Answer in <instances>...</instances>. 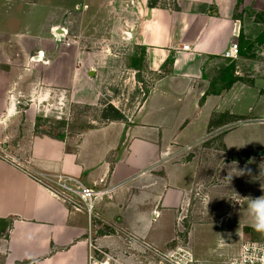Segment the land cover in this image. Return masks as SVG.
I'll return each instance as SVG.
<instances>
[{
  "label": "crops",
  "instance_id": "0c3cea01",
  "mask_svg": "<svg viewBox=\"0 0 264 264\" xmlns=\"http://www.w3.org/2000/svg\"><path fill=\"white\" fill-rule=\"evenodd\" d=\"M114 42L155 77L144 101L121 118L99 109L83 130H42L40 117L116 94ZM201 143L233 163L264 159V0H0V146L17 161L0 158V264H90L97 224L121 228L110 248L127 250V235L164 248L185 216L195 252L196 228L218 229L196 255L221 262L252 228L231 198L264 190L230 192L221 158L200 164ZM32 173L106 192L91 214L74 211Z\"/></svg>",
  "mask_w": 264,
  "mask_h": 264
},
{
  "label": "rangeland",
  "instance_id": "374dc122",
  "mask_svg": "<svg viewBox=\"0 0 264 264\" xmlns=\"http://www.w3.org/2000/svg\"><path fill=\"white\" fill-rule=\"evenodd\" d=\"M72 21L73 23L71 25H75L76 21L71 18L70 23ZM63 38L64 36H55L56 41H63ZM68 41L69 39L67 40V42ZM70 42H72V40H70ZM113 47L114 56L117 59V62L116 68L112 76L113 79L111 80V84L109 87H111V90H115L116 94L112 95L104 91L102 104L90 105L86 103H73L65 107V114L58 115L57 113H54L49 114L48 116L40 117L38 122L40 125H42V130L55 135H61L68 131L83 130L89 127L90 125L94 124L93 121L95 120L96 116L100 114L99 109L106 108L107 105L110 104L109 102H111L112 100H121V102L118 103V106L124 111L125 114H128L129 111L135 110L139 106L135 100L129 102L126 105L125 100L121 97V93L124 92L126 94L128 91L131 96H136L138 94V81L145 78L144 69L139 70L137 68L130 67L126 64V59L124 56L126 51L124 45H122L121 43L114 42ZM134 73L136 77L135 83L132 78ZM224 79L227 81V79L229 78ZM56 110L57 109H55V111ZM192 150L197 156H199V161L201 165L206 163L205 159H207L208 161L207 164L210 165L211 163L209 162H211L212 160L215 161L216 164L213 166V169L215 170L219 167V165L217 164V160L221 158V165L224 166V176L222 175L224 177V181L222 180L223 177L221 176V182H224L225 185H227L228 188L231 189L230 192H232L234 188H237L239 192H241L242 190L243 193H253L254 191L264 190L261 187L262 185H264V159L253 158L252 160H241L240 163H233L232 159L234 157L232 155L227 152L220 153L221 155H219V153L215 152L213 148L209 149V147L204 145V143L196 145ZM192 154L193 153H191L190 156L187 157H191ZM211 177L212 175L208 177V180L218 181L216 178L212 179ZM202 207V204L198 203L197 209H201ZM185 213L187 214V211ZM187 219L188 218L186 216L182 219L183 228L179 234L181 238L190 237L191 224L187 221ZM245 232L246 236L244 240H264V234L256 232L253 228H246ZM121 233V228L115 226L112 227L97 224L93 227L92 240L94 244L100 247L105 253L100 255L101 260L106 261L108 259V256H106V254L109 253V255H111L110 253L112 251L118 254L120 252L125 251V248L122 246L121 242H115V248L114 246H112L111 248L109 247L111 244L110 242L114 240V236ZM218 234L219 232L216 228L207 227L206 229L203 226H198L195 231L196 241L194 242L196 252H207L204 250L206 246L202 248V244L204 242H207V239H210L211 241H213V243H215ZM123 245H125V243H123ZM128 248L129 250H132V248L128 246V244H126V249L128 250ZM235 248L236 245L230 246L229 244H227L224 248L222 247V253L226 255L232 252L234 253ZM219 253L220 252H217L215 254L218 255ZM112 254L115 255V253Z\"/></svg>",
  "mask_w": 264,
  "mask_h": 264
},
{
  "label": "built area",
  "instance_id": "2783aa9c",
  "mask_svg": "<svg viewBox=\"0 0 264 264\" xmlns=\"http://www.w3.org/2000/svg\"><path fill=\"white\" fill-rule=\"evenodd\" d=\"M184 48L188 49L189 45H185ZM238 53L239 45L234 43L230 50L226 52V55L236 56ZM132 78L135 83V73ZM155 80V77L146 73L145 78L138 81L139 91L136 96H131L128 91L126 94L122 92L121 97L125 100L126 105L133 100L140 105L153 87ZM120 102L121 100L118 99V101L112 100L109 103L124 113L118 106ZM0 158L14 163L17 162L2 145L0 146ZM33 176L42 182L53 194L64 202H67L74 211H86L91 214L95 209L97 199L101 198L106 192L103 190H95V188L81 183L70 185L67 182L68 179L64 178L43 179L34 174ZM154 213L157 214V210ZM125 237L126 243L132 250L128 248V250L120 252L119 254L112 251L110 253L111 255L109 253L106 254L108 256L106 261L100 258L101 254H105L104 251L96 246L91 238L90 264H264V240H243L237 252H232L228 255L223 253L222 261L215 262L199 258L192 247L190 237L181 238L178 236L174 239V243L164 248H160L133 235H127ZM112 253H115L116 256Z\"/></svg>",
  "mask_w": 264,
  "mask_h": 264
},
{
  "label": "clouds",
  "instance_id": "9594fccd",
  "mask_svg": "<svg viewBox=\"0 0 264 264\" xmlns=\"http://www.w3.org/2000/svg\"><path fill=\"white\" fill-rule=\"evenodd\" d=\"M231 179V177H230ZM264 189V185L261 186ZM235 204H239L241 210L246 208L252 217L251 227L258 233L264 234V195L256 198L241 197V199L231 198ZM210 201V200H209Z\"/></svg>",
  "mask_w": 264,
  "mask_h": 264
},
{
  "label": "trees",
  "instance_id": "16d2710c",
  "mask_svg": "<svg viewBox=\"0 0 264 264\" xmlns=\"http://www.w3.org/2000/svg\"><path fill=\"white\" fill-rule=\"evenodd\" d=\"M104 110L105 111L103 116L105 118H121L124 116L121 110H119L118 108H116L111 104L107 105V107Z\"/></svg>",
  "mask_w": 264,
  "mask_h": 264
}]
</instances>
